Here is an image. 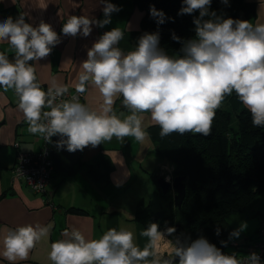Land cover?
Listing matches in <instances>:
<instances>
[{"label": "clouds", "instance_id": "obj_1", "mask_svg": "<svg viewBox=\"0 0 264 264\" xmlns=\"http://www.w3.org/2000/svg\"><path fill=\"white\" fill-rule=\"evenodd\" d=\"M98 2L103 5V19L68 15L62 34L88 37L93 26L110 24L111 15L121 9L109 0ZM221 2L227 4L228 0ZM211 3L183 0L178 15L198 12V16L193 18L194 38L184 40L172 34V40L181 45L176 55L160 47L159 31L143 33L127 52L119 47L125 30L114 27L104 32L81 62L76 94L71 96L69 85L58 78L53 77L45 91L37 77L38 62L61 42L57 32L43 20L36 26L26 22V13L15 19L8 16L0 20V44L9 46L0 51V88L15 93L30 134H39L46 142L58 135L56 146L69 152L94 148L113 137L118 142L133 137L143 144L150 139L145 113L159 126L161 138L172 133L207 137L212 133L216 111L233 93L250 113L253 127L264 128V23L217 15L210 11ZM149 13L158 25L165 22L162 10L150 6ZM9 53L13 54L11 59ZM90 88L98 90L102 99L98 108L80 102V95ZM121 97L130 114L114 109ZM246 227L242 222L229 238H239ZM52 228L51 223L7 228L0 256L9 264L27 260L38 243L48 241ZM175 231L167 227L162 232L157 223H149L140 232L148 238L141 249L129 227L109 228L92 239L73 226L62 231V239L50 244L48 259L52 264H264L257 252L225 254L202 236L190 243L179 238L167 240ZM216 234H220L219 228ZM221 244L227 246L226 241Z\"/></svg>", "mask_w": 264, "mask_h": 264}, {"label": "crops", "instance_id": "obj_2", "mask_svg": "<svg viewBox=\"0 0 264 264\" xmlns=\"http://www.w3.org/2000/svg\"><path fill=\"white\" fill-rule=\"evenodd\" d=\"M249 1L256 2V17L253 24L264 23V0ZM109 2L116 4L121 10L111 15L110 24L103 28L93 26L88 37L65 36L61 28L68 15L87 14L96 19H103V5L98 0H0V20L8 16L15 19L19 14L26 13V22L33 26L38 25L41 20L50 24L60 36L61 42L53 48L46 59L38 62L40 65L37 66L38 80L42 88L47 90L51 79L56 77L69 85V91H73L78 73L81 71L80 64L87 59V51L102 35V30L109 31L114 27L125 30L124 39L119 44L125 52L132 50L138 38L145 33L140 30L142 13L133 0ZM8 47L7 43L0 44V51ZM12 57L13 54L9 53V58ZM17 100L12 90L4 92L0 88V249L7 228L35 223L53 224L50 237L47 242L38 243L27 260L18 261L17 264H52L48 259L50 244L62 239V231L73 226L92 239H98L109 228L119 230L121 226H126L133 230L136 243L143 249L148 238L140 235L144 230L143 225L131 219L135 205L141 197L150 199L151 202L152 196L158 193L151 175L155 171H151L153 166H157L158 171L166 170L168 173L170 171L168 163L156 158L154 151L152 153V139L141 144L133 137H126L123 142H118L113 137L111 142L102 143L94 148L88 146L80 153L74 177L63 178L54 165L46 190L32 191L23 181L12 178L11 167L18 153L39 149L37 146L21 143L38 142L40 147L42 136L27 131L28 125L17 108ZM80 102L98 108L102 99L98 90L90 88L83 93ZM114 109L118 113L122 111L126 115L130 114L123 108L122 97L115 101ZM144 115L146 131L150 134L149 128L154 124L150 114ZM148 153L154 156L153 160ZM102 161L110 163L112 167L108 173V180H105L102 171ZM153 163L155 164L152 165ZM158 173L161 177L162 172ZM69 183L72 184L68 185ZM164 206L165 200L159 203L158 208L153 209H161ZM69 207L79 211H70ZM250 207L249 211L241 214L244 219L255 217L257 227V217H260V214L255 216L253 213L259 207L264 209V195L262 200L252 203ZM247 236L248 234H244L239 238ZM165 249L161 248L162 251ZM0 264L9 262L0 256Z\"/></svg>", "mask_w": 264, "mask_h": 264}, {"label": "trees", "instance_id": "obj_3", "mask_svg": "<svg viewBox=\"0 0 264 264\" xmlns=\"http://www.w3.org/2000/svg\"><path fill=\"white\" fill-rule=\"evenodd\" d=\"M133 1L142 13L140 30L149 33L159 31L160 47L169 55L178 54L181 47L180 43L172 40L173 33L184 40L194 38L193 18L198 16V12L178 15L183 0ZM150 6L165 13L163 24L158 25L150 16ZM210 11L225 18L253 23L256 2L228 0L224 4L221 0H212ZM149 130L150 138L156 143L154 153L160 160L171 165V177H183L185 195L177 208L171 191L162 194L157 183L158 172L162 170L157 169L151 173L152 180L158 193L163 196L165 206L155 210L151 206L152 200L150 202V199L141 197L131 219L141 223L144 229L149 223H157L159 230L174 227L176 231L171 237H181L185 243L202 236L225 254L236 252L246 256L251 253L252 245L259 240L264 218L263 208L259 207L253 213L255 216L260 214L255 241L250 240L251 234L243 238H229V234L238 228L232 218L249 211L250 205L263 197L264 128L253 127L250 113L239 102L235 93L225 97L221 108L216 111L212 133L207 137L172 133L161 138L158 125L150 126ZM111 168L110 163L102 161L105 180H108ZM68 210L79 211L73 207ZM217 228L220 230L219 235L216 234ZM221 241H226L227 246H223Z\"/></svg>", "mask_w": 264, "mask_h": 264}, {"label": "built area", "instance_id": "obj_4", "mask_svg": "<svg viewBox=\"0 0 264 264\" xmlns=\"http://www.w3.org/2000/svg\"><path fill=\"white\" fill-rule=\"evenodd\" d=\"M104 32L106 31H101L102 34ZM44 90L47 91L46 89ZM75 94V89L68 93L69 96ZM82 96L83 94L80 95V98ZM53 171L54 163L49 156L48 141L46 142L43 137H41L39 149L18 153L11 167L12 178L23 181L32 191L36 192H44L46 190ZM162 176L169 181L172 179L168 172L162 173ZM252 252H257L261 260L264 261V218L259 231V240L252 245Z\"/></svg>", "mask_w": 264, "mask_h": 264}, {"label": "water", "instance_id": "obj_5", "mask_svg": "<svg viewBox=\"0 0 264 264\" xmlns=\"http://www.w3.org/2000/svg\"><path fill=\"white\" fill-rule=\"evenodd\" d=\"M59 139L60 137L57 135L51 137L50 141H48L49 156L53 161L56 169L63 176V178H65L66 176H70L76 172L75 165L79 160L81 151L78 150L76 152H69L65 147L58 148L56 146V143ZM157 183L159 184L163 195H165L169 191H172L174 205L179 208L185 195V183L183 182V177L175 176L170 181L165 179L164 177H158ZM177 238L182 241L181 237Z\"/></svg>", "mask_w": 264, "mask_h": 264}, {"label": "rangeland", "instance_id": "obj_6", "mask_svg": "<svg viewBox=\"0 0 264 264\" xmlns=\"http://www.w3.org/2000/svg\"><path fill=\"white\" fill-rule=\"evenodd\" d=\"M250 22V21H249ZM252 23V22H251ZM254 23V22H253ZM152 143H153V147H152V153H153V151H154V148H155V146H156V143H154L153 141H152ZM21 145H31V146H37V148H39V145H40V143L38 144V142H29V143H26V144H23V143H21ZM145 154V153H144ZM148 156L151 158V160H153V158H154V156L153 155H151V153H148ZM156 158H158V155H156ZM155 163H153L152 165H154ZM151 165H147V167H150ZM169 166H171V165H169ZM137 169H139V168H137ZM157 169V166H153L152 167V169H151V171H154V170H156ZM170 170H171V168H170ZM78 172H80L79 170H78ZM74 175H75V173L74 174H72V175H70V177L72 178V177H74ZM72 183H69L68 185H71ZM262 195H264V190H263V192H262ZM164 200V198H163V196L161 195V194H156L155 193V195H153L152 196V202H151V206H152V208H158L159 207V203L160 202H162ZM174 203V202H173ZM166 213H167V211H166ZM257 219H258V224H257V227L255 226V224H256V220H255V217H253V216H250V217H248L246 220L244 219V216L242 215V214H240V215H237V216H235V217H233L232 218V221H233V223L235 224V226H237V227H239L240 226V224L242 223V222H244V223H246V225H247V227L245 228V230L240 234V236H244V234H248V235H250L251 234V238H250V240H252V242L253 241H255V239H256V234H257V228L259 227V224H260V217H257ZM168 221V220H167ZM172 225H175V224H172ZM255 227H256V230H254L255 229ZM254 230V231H253ZM168 239L167 240H172V241H175V238H172L171 236H166ZM165 249V248H164Z\"/></svg>", "mask_w": 264, "mask_h": 264}, {"label": "bare ground", "instance_id": "obj_7", "mask_svg": "<svg viewBox=\"0 0 264 264\" xmlns=\"http://www.w3.org/2000/svg\"><path fill=\"white\" fill-rule=\"evenodd\" d=\"M166 248V245L164 244V242H161V248Z\"/></svg>", "mask_w": 264, "mask_h": 264}, {"label": "flooded vegetation", "instance_id": "obj_8", "mask_svg": "<svg viewBox=\"0 0 264 264\" xmlns=\"http://www.w3.org/2000/svg\"><path fill=\"white\" fill-rule=\"evenodd\" d=\"M165 169V168H164ZM167 171L165 170L164 172H162V173H166Z\"/></svg>", "mask_w": 264, "mask_h": 264}]
</instances>
